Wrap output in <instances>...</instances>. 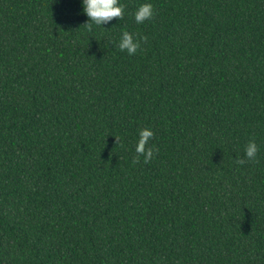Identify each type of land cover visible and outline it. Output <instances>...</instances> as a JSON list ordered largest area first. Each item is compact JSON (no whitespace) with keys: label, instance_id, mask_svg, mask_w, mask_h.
Listing matches in <instances>:
<instances>
[{"label":"trees","instance_id":"16d2710c","mask_svg":"<svg viewBox=\"0 0 264 264\" xmlns=\"http://www.w3.org/2000/svg\"><path fill=\"white\" fill-rule=\"evenodd\" d=\"M119 2L0 0V264H264V0Z\"/></svg>","mask_w":264,"mask_h":264},{"label":"clouds","instance_id":"9594fccd","mask_svg":"<svg viewBox=\"0 0 264 264\" xmlns=\"http://www.w3.org/2000/svg\"><path fill=\"white\" fill-rule=\"evenodd\" d=\"M82 8L84 14L87 15L88 29L91 30L93 24L102 27L104 24L112 21L114 18L122 19L124 12V5L119 0H82ZM154 16V9L151 3L141 4L134 13L135 22L143 24L147 20H151ZM118 47L120 51H126L129 56L135 55L137 49L140 47L139 41L134 35L128 31H123L119 40ZM153 137V132L149 129H141L139 131V140L136 146V152L143 155L145 163L153 155L151 147L146 149L148 141ZM258 146L254 140L250 141L245 148V156L249 160H255L258 154ZM243 163V161H240Z\"/></svg>","mask_w":264,"mask_h":264}]
</instances>
